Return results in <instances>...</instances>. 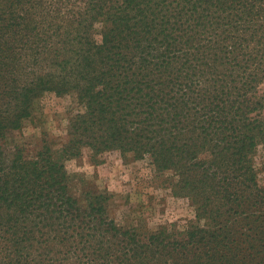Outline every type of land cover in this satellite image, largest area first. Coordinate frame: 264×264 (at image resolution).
I'll return each mask as SVG.
<instances>
[{
  "label": "trees",
  "instance_id": "obj_1",
  "mask_svg": "<svg viewBox=\"0 0 264 264\" xmlns=\"http://www.w3.org/2000/svg\"><path fill=\"white\" fill-rule=\"evenodd\" d=\"M46 93L82 111L27 159ZM85 149L171 173L194 219L120 226ZM0 264H264V0H0Z\"/></svg>",
  "mask_w": 264,
  "mask_h": 264
},
{
  "label": "rangeland",
  "instance_id": "obj_2",
  "mask_svg": "<svg viewBox=\"0 0 264 264\" xmlns=\"http://www.w3.org/2000/svg\"><path fill=\"white\" fill-rule=\"evenodd\" d=\"M35 109L40 114L26 121L21 131L8 133L10 146L21 148L27 159L35 156L45 139L60 147L66 140L69 120L82 111L74 94L58 97L54 93L44 94L35 102ZM98 159L95 164L91 152L85 149L81 157L67 161L66 168L74 177L77 192L111 195L109 214L120 226L139 225L156 231L170 223L184 225L194 219L189 202L172 193V174L156 172L149 159L123 160L115 151L101 154ZM255 162L262 167L261 148Z\"/></svg>",
  "mask_w": 264,
  "mask_h": 264
}]
</instances>
